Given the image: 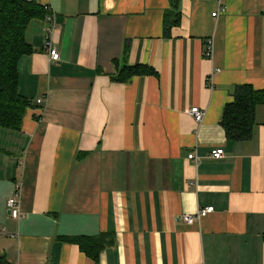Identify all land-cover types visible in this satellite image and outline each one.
Wrapping results in <instances>:
<instances>
[{"label":"crops","instance_id":"1","mask_svg":"<svg viewBox=\"0 0 264 264\" xmlns=\"http://www.w3.org/2000/svg\"><path fill=\"white\" fill-rule=\"evenodd\" d=\"M35 1L55 13L59 59L32 19L17 66L31 105L20 130L0 128V257L96 264L61 238L110 234L98 264H264V106L247 141L219 124L233 85L264 89V0H181L169 37L168 0ZM135 64L156 74L112 79ZM16 188L20 219L5 205Z\"/></svg>","mask_w":264,"mask_h":264},{"label":"trees","instance_id":"2","mask_svg":"<svg viewBox=\"0 0 264 264\" xmlns=\"http://www.w3.org/2000/svg\"><path fill=\"white\" fill-rule=\"evenodd\" d=\"M170 8L162 18L163 36L169 37L173 27L180 24V1L168 0ZM47 12L35 0H0V128L20 130L25 111L31 101L19 94L18 61L32 52L25 39L29 22L44 17ZM125 53V51H124ZM156 74L143 64L126 65L118 69L112 79L116 82H128L134 76ZM231 100L221 112L220 126L227 141H247L251 138L255 126V113L264 106V89H255L250 84H236L230 89ZM110 234L100 236H67L61 239L77 244L79 248L96 264L101 251L112 243ZM0 264H8L0 257Z\"/></svg>","mask_w":264,"mask_h":264},{"label":"built area","instance_id":"3","mask_svg":"<svg viewBox=\"0 0 264 264\" xmlns=\"http://www.w3.org/2000/svg\"><path fill=\"white\" fill-rule=\"evenodd\" d=\"M43 9L47 12L45 15V20L47 27L45 29V39L43 43L44 50L47 51L48 57L50 61H57L59 59V53L57 49L55 48L53 41H52V32L55 27V13L51 11L50 6L43 5ZM217 13H212V16H215ZM212 49H213V42L212 39H207L204 44V56L206 58L212 57ZM37 104L41 103V99H37ZM188 113L193 117L196 123H201L205 114V111L203 109H200L199 107L193 106L188 110ZM223 149L222 148H216L213 149L210 152V156L218 159L223 155ZM187 159L191 160L194 164H197L199 161V158L196 156L195 151L190 152L187 155ZM6 209L8 211V214L13 219H20L22 216V213L20 211V193L19 189L16 188L15 192L9 196L6 199ZM212 212V208L207 207L203 209H198L195 213L192 214H183L181 215V220L186 224H193L194 222L199 221L202 217L207 215L208 213ZM3 233V229L0 228V233Z\"/></svg>","mask_w":264,"mask_h":264}]
</instances>
